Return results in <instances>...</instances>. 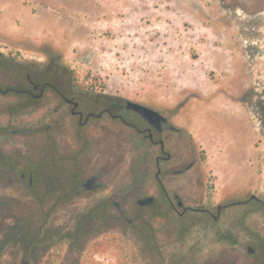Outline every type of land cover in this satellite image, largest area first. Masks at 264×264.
Returning a JSON list of instances; mask_svg holds the SVG:
<instances>
[{"label":"rangeland","instance_id":"obj_1","mask_svg":"<svg viewBox=\"0 0 264 264\" xmlns=\"http://www.w3.org/2000/svg\"><path fill=\"white\" fill-rule=\"evenodd\" d=\"M27 75L84 113L133 119L129 100L162 114L173 205L264 200V0H0V87L30 89ZM69 109L49 88L0 91V264L264 261L259 202L180 215L158 146ZM92 174L101 187L81 188Z\"/></svg>","mask_w":264,"mask_h":264},{"label":"flooded vegetation","instance_id":"obj_2","mask_svg":"<svg viewBox=\"0 0 264 264\" xmlns=\"http://www.w3.org/2000/svg\"><path fill=\"white\" fill-rule=\"evenodd\" d=\"M27 80H28V83L31 86L30 89L22 88V87L21 88H15L14 86H11V87H8V88H6L4 90H2L1 87H0V91L3 92V93H6V92L25 93L33 101H36L37 99L41 98L42 94L44 93V91L47 88L52 89L59 95V97L67 105L70 106L69 112H70L71 115L77 116V118H78L77 121H78L79 124L84 125V124H86V122L89 120L90 117H93V116L99 117L103 113H107L111 117L118 118L125 125L129 126L130 128H132V129L136 130L137 132H139L140 134H142L154 146H158L159 154L155 156V163H156V167L159 169V172H160V168H159L160 161L161 160H169L170 159V153L166 149L165 139L162 136V132H163V130L165 128L167 120L158 111L157 112H158L160 118H156V119H153V120L149 121V120L143 118L141 115H139L133 109L127 108L126 107V100H125L124 103H123V107H124V109H126L129 112H131L132 114H134L135 118H133V119L129 118V117L128 118L124 117L122 114H120L116 110V108L114 106L102 107L97 114L93 113L92 111H87V112L84 113V111L82 109H80V103L78 101H76L73 98V96H71V97L66 96L63 92L59 91L58 88L52 82H50V81L37 82V81H34L28 75H27ZM38 95H40V96H38ZM66 100H71V102H68ZM74 102H76V105L74 106L73 112H72L71 109L73 107V103ZM168 125H170V127H172L171 124H168ZM50 149H51L50 153H52V152H54L56 150V147L53 145L52 138H50ZM192 165H193V162H190L185 167V169L190 168ZM156 171H157V169H156ZM181 171H182V169L178 170V172H181ZM30 175H31V173H29V176L27 178V182L29 181V178H30V183H31V176ZM20 177L24 178L25 174L23 172H21L20 173ZM158 178H159V173H158ZM99 179H100V176L98 174H92L89 177L85 178V180L80 184V186H81V188H83L85 190H93V189L100 188L101 187V182L99 181ZM157 181L161 185V187L163 188V184H162L160 178L157 179ZM30 183H28V184L30 185ZM163 190H164V188H163ZM164 193H165V196H166L168 202L171 205V208L174 211H177V208L181 209V211H179L180 215L185 214V213H187L189 211H196V212L211 216L213 220L218 218L220 212L225 207H227L229 205H232V204L247 203V202L252 200V201L259 202L264 208V200H262L256 194H251V195H253V197H251V195H250L246 200H239L238 199V200H233L231 202H227L225 204H217L216 205V211H215V213H213L212 209L210 208L209 205H204V206H200V207H193V206H190V205H184L182 200H181V198L179 196H177V195L174 196V198L176 199V206H175L172 203V198H170L167 195L165 190H164ZM178 202H181V204L178 205ZM114 204H116V203H114ZM153 204H154V200H153V202L151 204H146V205H153ZM218 206H223V207H220V209H218ZM22 257H24V256H22ZM255 264H264V261H257Z\"/></svg>","mask_w":264,"mask_h":264},{"label":"water","instance_id":"obj_3","mask_svg":"<svg viewBox=\"0 0 264 264\" xmlns=\"http://www.w3.org/2000/svg\"><path fill=\"white\" fill-rule=\"evenodd\" d=\"M40 95H38V96H40ZM66 101L71 102V100H66ZM75 105H76V102L73 103V107L71 109L72 112H73V108ZM126 107L133 109L135 112H137L139 115H141L143 118H145L149 121L156 119V118H160L157 111H155L154 109H152L148 106L137 103V102L126 100ZM158 173H159V169L157 168V171L155 172V177L157 179H159ZM28 183H30V178H29ZM251 197H253V195H251ZM153 200L154 199L152 196H145V197L137 199L136 203L138 206H142V205H146V204H151L153 202ZM180 204H181V202H178V205H180ZM220 207H223V206H218V209H220ZM247 250L249 253L253 252V248L250 245L247 246ZM21 264H29V263L24 259V257H22Z\"/></svg>","mask_w":264,"mask_h":264},{"label":"trees","instance_id":"obj_4","mask_svg":"<svg viewBox=\"0 0 264 264\" xmlns=\"http://www.w3.org/2000/svg\"><path fill=\"white\" fill-rule=\"evenodd\" d=\"M102 95H103V97L106 96L105 94H102ZM106 97H107V96H106Z\"/></svg>","mask_w":264,"mask_h":264}]
</instances>
